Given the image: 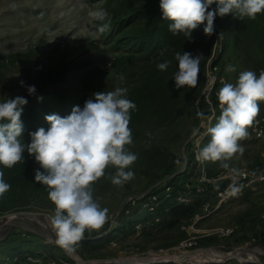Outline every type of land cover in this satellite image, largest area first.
Here are the masks:
<instances>
[{
    "label": "rangeland",
    "instance_id": "obj_1",
    "mask_svg": "<svg viewBox=\"0 0 264 264\" xmlns=\"http://www.w3.org/2000/svg\"><path fill=\"white\" fill-rule=\"evenodd\" d=\"M159 2L156 3L158 7ZM122 6V0H0V100L32 96L28 94L27 86H35L34 95L60 86L66 93L64 98L51 91L43 110L45 116L58 114L65 117L74 106L82 108L96 92H109L116 88L132 92L141 86L146 74L157 68L164 54L154 59L144 58L140 53L130 51L127 43L115 41L117 31L114 34L113 31L117 27V19L123 16L116 14ZM98 9L107 11L110 18V27L103 33L98 30L102 22L88 15ZM237 21L245 24L244 19H222L221 24H215L213 35L201 33L195 54L204 56L198 83L194 88L186 87L183 94L189 106L182 111L172 110L160 118L149 113L142 120V128L136 133L132 131L133 142L126 149L137 155L136 161L127 169L134 172V178L123 186L114 185L111 178L116 168L109 165L105 175L92 184L95 201L101 208L108 209L109 223L85 233L92 236L101 230L99 237L112 232L115 235L112 240L101 242L98 239L92 247L76 245L75 257L84 260L78 262L55 243L50 216L0 217V257L8 255L15 247L23 246L40 256L30 258L39 264H120L100 260L121 258L124 262H132L143 257H175L184 253L179 248L184 239L198 236V247L202 248L199 254L187 253L195 263H224L222 258L230 254L240 255L226 261L255 264L248 259L258 257L264 262V181L255 188L245 189L241 197L222 204L211 196L209 201L214 205L210 210L201 211L175 227L165 225L163 217L136 221L148 214L147 208L138 215L124 213L131 197L144 198L154 192L163 194L169 180L177 177L183 187L187 188V183H190L192 192H197V186L201 184L194 179L192 150L198 140L204 146L210 139L206 135V118L213 108L207 97L215 89L214 86L211 88L212 82L218 78L217 87L222 85L221 78L235 83L242 71L252 70L259 75L264 69L258 43L246 29L241 31L236 27L234 23ZM220 32L223 36L217 39ZM212 39L214 45L210 49ZM177 52L182 54L185 49L172 51L168 59L172 66L178 63L175 59ZM229 65L236 70L228 71ZM75 72L86 73L79 76L80 80H74L76 82L69 81L68 76ZM21 81L25 86H21ZM218 117H214L210 127ZM41 127L47 129L48 122L44 120L32 132ZM32 132L24 129L21 142L30 143ZM248 132V137L240 141L244 153L236 154L228 163L230 167L247 166L251 170H263V143L251 133L250 127ZM219 165L220 162H209V172L218 175L228 171ZM0 171H4V167L0 166ZM223 183L224 179L204 187L206 191L212 190ZM26 187V191L14 187L2 197L0 216L22 209L54 214L47 186L39 184L35 189L31 183ZM150 200L148 197L147 201ZM113 217L115 220L111 222ZM121 217H125L122 224L118 223ZM135 222L140 226L133 225ZM223 227H231L234 231L220 235L217 231ZM212 249L219 251L221 256L206 253ZM239 250L242 251L239 253Z\"/></svg>",
    "mask_w": 264,
    "mask_h": 264
},
{
    "label": "clouds",
    "instance_id": "obj_2",
    "mask_svg": "<svg viewBox=\"0 0 264 264\" xmlns=\"http://www.w3.org/2000/svg\"><path fill=\"white\" fill-rule=\"evenodd\" d=\"M213 4L216 8L210 10ZM159 8L162 18L170 21L168 30L190 40L192 32L202 24L204 34L213 35L217 16L231 14L241 20L244 17L255 19L264 12V0H160ZM88 15L102 22L98 28L100 33L109 29L107 11L98 9ZM222 36L220 32L217 39ZM203 57L189 52L175 54L178 70L173 80L177 90L196 87ZM169 64L170 61H164L158 63L157 68L164 71ZM227 70L236 69L229 65ZM21 86H25L23 81ZM27 92L34 95L35 86H27ZM217 98L221 113L214 126L207 128L206 135L210 139L199 149L196 158L201 163L220 162L221 168L229 170L234 181L229 187L235 195L240 191L235 182L238 173L228 162L236 154L244 153L240 141L248 137V128L260 113L259 102L264 101V69L259 75L252 70L240 72L235 83H223ZM27 103L22 96L0 100V165L12 168L23 160L25 151L34 156L43 169L35 172V182L47 186L48 199L54 205L50 225L56 235L55 243L71 252L86 230L99 229L107 219L108 209L101 208L95 201L92 184L105 175L109 165L116 168L111 178L114 185L123 186L134 178V172L127 169L137 155L126 146L133 142L129 123L131 111L137 106L127 98L126 88L96 92L82 108L74 106L65 117L46 115L49 127L30 133L31 142L26 144L20 138L24 131L21 114ZM10 187L0 171V197Z\"/></svg>",
    "mask_w": 264,
    "mask_h": 264
},
{
    "label": "trees",
    "instance_id": "obj_3",
    "mask_svg": "<svg viewBox=\"0 0 264 264\" xmlns=\"http://www.w3.org/2000/svg\"><path fill=\"white\" fill-rule=\"evenodd\" d=\"M138 1L139 4H134ZM158 0H122L123 6L120 10H117V16L122 14L123 16L117 19L116 29L117 38L115 41L127 43L130 51L140 53L144 58L154 59L159 57L162 53L164 54L163 60L161 62L168 61L169 55L175 49H185V52L192 53L195 56L203 32L204 25H200L196 30L192 32L191 39H186L183 34L173 35L168 30V25L170 21L164 20L162 18V12L158 6H156ZM143 2V3H142ZM133 3V4H132ZM216 4L210 6L211 9H215ZM231 14L224 17L217 16L214 20V27L217 24L222 23V19L233 20ZM235 19V18H234ZM245 24L242 25L240 22H235L241 31L246 29L248 33L252 34V38L258 43V46L263 55L264 62V12L257 14L255 19H249L248 17L243 18ZM124 31V33H123ZM112 34V35H113ZM115 36V35H114ZM210 49L213 48L214 39L209 43ZM178 70V63L174 66L169 64V67L161 71L158 68L151 73H147L144 77L141 86L132 90V92H127V98L136 104V110L131 111V119L129 123V128L134 133L142 128V120L150 113L151 116L160 118L170 113L172 110H184L189 106L186 97L183 96L186 87L177 90L175 88V82L173 80L174 73ZM86 72H75L72 73L69 81L80 80L81 75ZM76 82V81H74ZM215 86L218 85L216 81ZM60 86H53L48 90V92L42 93L38 91L36 95L27 97L28 103L23 106V111L21 114V121L23 123V128L27 131H34L37 125L41 124L45 120V102L50 93L54 92L60 98H64L66 94L61 90ZM52 91V92H51ZM44 94V95H43ZM42 97V99H38ZM203 100H201L202 102ZM205 104V103H204ZM260 109L264 114V101H260ZM200 106V103L198 104ZM208 111V110H207ZM24 143V142H22ZM192 161V160H191ZM3 167L2 165H0ZM37 170L43 171L39 164L35 161L34 156H30L26 151L23 153V160L17 163L12 168L4 167V180L6 183L10 184V190L14 187H20L26 191L27 187L31 183L34 184V188L37 189L40 183L35 182V172ZM173 186L174 190L171 196L162 195L158 200V204L154 212L148 210V214L144 217L137 219L136 221H141L145 219L152 218H162L163 223L168 227H175L181 222L192 219L197 213L203 210L204 204L209 201L211 196H216L214 190H207L203 192H197L193 194L188 202H179L176 196L179 192L185 190L181 184V180L174 178L169 180L167 183ZM222 186V185H221ZM216 188V187H215ZM214 188V189H215ZM9 191V190H8ZM8 191L2 196H6ZM0 197V201L2 199ZM217 200V199H216ZM6 210V209H5ZM1 211H4L2 209ZM141 208H135L131 215H138ZM125 217H121L118 223L124 222ZM120 224V225H121ZM135 226L138 223L133 224ZM104 226L100 227L103 228ZM99 232H94L91 235L84 233L83 239L78 242L79 245L92 247L95 246V242L98 239L103 241L112 240L115 235L111 233H106L102 236ZM264 234V232H263ZM94 235V236H93ZM39 258L40 256L36 254L35 251L24 248L23 246H18L10 250L9 254L0 257V264H39L30 258ZM148 264H208L200 262H160V263H148ZM217 264H239L236 260H227L224 263Z\"/></svg>",
    "mask_w": 264,
    "mask_h": 264
},
{
    "label": "built area",
    "instance_id": "obj_4",
    "mask_svg": "<svg viewBox=\"0 0 264 264\" xmlns=\"http://www.w3.org/2000/svg\"><path fill=\"white\" fill-rule=\"evenodd\" d=\"M216 81L218 80L215 79ZM212 82V86L211 88H214L212 93H210L209 95H207V97L209 98V104H211L213 106L212 110H210L208 112V117L206 118L208 124L206 126L210 127V123L212 122V120L214 119V117L219 116L221 113V107L217 98V92L219 91V89L223 86V83L226 82L225 79L221 78V86H215V82ZM212 96V98H211ZM206 123V122H205ZM251 129V133L258 138L260 141H262L263 143V148H264V114H259L254 123L250 126ZM201 140H198L194 146H193V150H192V167H193V174H194V179H196L201 185L197 186V192H203L206 191L204 185L207 184H217L220 181H223L224 179V183L222 186H217L214 190V194L216 196V199L218 200L219 204H222L225 201H229L232 200L236 197H241L242 195H244V192L246 191L245 189H249V188H255L256 185L260 182L264 181V169L263 170H251L250 168H248L247 166H234L231 168H235L237 170L238 175L236 176V184L237 186L240 187V191L233 195L231 194V190H230V185L233 184V174L228 170L226 173L224 174H218V175H212L209 170H208V163L209 162H204L201 163L197 160V154L198 151L201 147H203V145L201 144ZM264 152V149H263ZM194 182H192L193 184ZM195 184V183H194ZM164 192L163 194H159V192H154L149 196H145L144 198H139V197H131L129 200V204L128 206H126L125 208V212L127 215L131 214L133 212V210L135 208H141V210L143 208H147L149 211L154 212L156 209V206L158 204V200L160 199V197L162 195L165 196H171L174 188L173 186L167 184V186L163 189ZM197 192H192V189L190 187V183H187V188H185L184 191L179 192L176 196V199L179 202H188L193 194H196ZM148 197L151 198L150 201H147ZM214 204H211L210 201H207L204 204L203 210L204 212L210 210V207L213 206ZM199 214V213H197ZM158 218V217H157ZM156 218V219H157ZM115 218H111V222L114 221ZM109 220L106 219L105 223L102 226H105L106 224H108ZM119 221V220H118ZM138 227L140 226L139 224L137 225ZM234 231L233 228L231 227H223L220 228L217 232H219L220 235H229ZM200 246V239L198 236H191L188 237L186 239H184L181 242V245L179 246L180 249H182L184 253L187 252H193V253H198V251H200L202 248L198 247ZM199 254V253H198ZM181 255V254H179ZM179 255H175V256H179ZM162 256H166V255H162ZM157 257H161V256H157ZM195 262V261H189V260H182V261H175V262ZM218 263V262H217ZM216 264V263H213Z\"/></svg>",
    "mask_w": 264,
    "mask_h": 264
},
{
    "label": "water",
    "instance_id": "obj_5",
    "mask_svg": "<svg viewBox=\"0 0 264 264\" xmlns=\"http://www.w3.org/2000/svg\"><path fill=\"white\" fill-rule=\"evenodd\" d=\"M26 215H30V216H39V215H48V216H52L50 213H47L45 211H41V210H29V209H22V210H19L17 212H14V213H6V214H3L1 215L0 217H17V216H26ZM189 254H192L193 252H187ZM187 253H183L179 256H161V257H143L142 260L140 261H132V262H124V261H121L119 258H113L110 260V262H116V263H120V264H148V263H160V262H173V261H182V260H192L191 256H189V254ZM69 254L75 259L77 260L78 262H83L84 260L82 259H78L75 257V253L74 251H71L69 252ZM240 254L238 255H235V254H230L222 259H225L224 261H226V259H230L232 257H237L239 256ZM196 256V255H195ZM189 257V258H188ZM191 257V258H190ZM251 261L255 264H264L263 261L260 260V258L256 257V258H249L248 259V262ZM123 262V263H122Z\"/></svg>",
    "mask_w": 264,
    "mask_h": 264
},
{
    "label": "bare ground",
    "instance_id": "obj_6",
    "mask_svg": "<svg viewBox=\"0 0 264 264\" xmlns=\"http://www.w3.org/2000/svg\"><path fill=\"white\" fill-rule=\"evenodd\" d=\"M258 250L260 251V252H262V248H258ZM242 250H239V251H237V252H241ZM251 252V251H250ZM206 253H208L209 255H212V253L213 254H215V255H217V256H219L220 255V253H219V251H216L215 252V250L214 249H212V250H207L206 251ZM221 256V255H220ZM224 257H226V256H224ZM120 260H121V258H119ZM143 258H140L139 260H137V261H140V260H142ZM132 260H134V259H132ZM101 262H104V263H109L110 262V260H100ZM122 261V260H121ZM134 262V261H133Z\"/></svg>",
    "mask_w": 264,
    "mask_h": 264
}]
</instances>
